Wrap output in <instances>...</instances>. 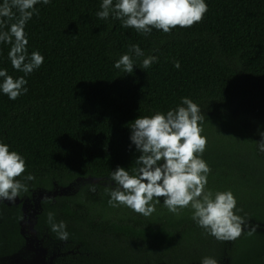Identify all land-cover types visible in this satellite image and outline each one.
Returning <instances> with one entry per match:
<instances>
[{"label": "trees", "instance_id": "obj_1", "mask_svg": "<svg viewBox=\"0 0 264 264\" xmlns=\"http://www.w3.org/2000/svg\"><path fill=\"white\" fill-rule=\"evenodd\" d=\"M205 3L201 22L168 34L139 33L112 15L98 18L102 0L38 3L24 31L28 56L39 52L44 62L28 75L12 67L11 44L0 42V70L24 77L28 89L14 101L0 91V143L26 163L17 179L28 191L19 198L77 178L100 179L41 203L35 227L48 237L44 246L60 248L53 264H200L204 257L217 264H264V152L257 144L264 133V0ZM2 19L0 31L16 22ZM132 45L143 55L130 52ZM124 54L133 60L132 73L114 67ZM149 56L157 59L144 68ZM184 97L203 115L207 146L201 158L211 170L205 191H231L234 211L245 221L234 241L209 235L192 219L190 206L178 216L170 213L162 197L152 202L156 211L149 217L108 203L107 189L115 187L111 172L122 167L134 174L140 155L130 140L131 123L166 114ZM30 174L32 181L25 179ZM49 212L54 223L66 225L67 241L51 231ZM21 219L20 205L0 200V264L28 258Z\"/></svg>", "mask_w": 264, "mask_h": 264}, {"label": "clouds", "instance_id": "obj_2", "mask_svg": "<svg viewBox=\"0 0 264 264\" xmlns=\"http://www.w3.org/2000/svg\"><path fill=\"white\" fill-rule=\"evenodd\" d=\"M47 5L50 0H4L0 5V25L7 18L11 23L8 31H0V42L11 44L9 60L15 70L25 75L38 69L44 62L39 52L27 54L28 40L25 25L38 3ZM13 9L19 13L18 18ZM101 11L96 15L100 19L122 21L125 28H133L142 34H149L152 29L162 30L165 34L173 29L190 28L202 21L208 10L205 0H102ZM130 52L142 56L138 45H132ZM157 58L149 56L142 66L148 68ZM27 61V62H26ZM179 68V63L175 65ZM114 67L125 73H132L134 63L130 55L124 54L115 62ZM0 91L10 100H16L27 93V81L24 77L14 79L6 70H0ZM203 120L200 107L191 99H181V106L169 110L166 114L157 112L152 116L139 117L131 123L130 140L140 153L135 160L134 174L118 167L111 172L110 179L115 187L107 189L109 205H123L144 217L151 216L155 204L164 198L163 206L174 215L189 206L193 210L192 219L209 235L218 241L230 242L238 239L244 232L245 221L235 213L236 199L231 191H205L210 168L201 156L207 146V137L200 122ZM259 150L264 152V133ZM26 171L24 158L8 145L0 143V200L15 202L21 192H27L28 186L20 177ZM28 181L35 179L28 175ZM54 214L48 213L51 231L61 241H67L68 232L64 222L54 223ZM256 228H250L249 234ZM200 264H217L211 257L202 258Z\"/></svg>", "mask_w": 264, "mask_h": 264}, {"label": "water", "instance_id": "obj_3", "mask_svg": "<svg viewBox=\"0 0 264 264\" xmlns=\"http://www.w3.org/2000/svg\"><path fill=\"white\" fill-rule=\"evenodd\" d=\"M100 179L93 177L77 178L75 182L65 186H55L51 190H38L32 193L30 198H17L15 202H9L8 205H20L22 219L19 223L20 234L25 240L24 249L28 258L21 259L17 256L11 258L13 264H53L54 260L60 255L56 252L49 254L48 248L44 246V240L38 238L36 229L37 217L42 210L41 203L44 200H53L57 196H69L75 193L79 185L84 183H98ZM49 254V255H48Z\"/></svg>", "mask_w": 264, "mask_h": 264}, {"label": "rangeland", "instance_id": "obj_4", "mask_svg": "<svg viewBox=\"0 0 264 264\" xmlns=\"http://www.w3.org/2000/svg\"><path fill=\"white\" fill-rule=\"evenodd\" d=\"M159 199H160V198H159ZM2 201H3V200H2ZM154 201H155V200H154ZM163 201H164V200H163ZM3 202H5L7 205H8V203H9L8 201H3ZM10 205H14V204L12 203V204H10ZM37 233H38V232H37ZM37 236H38V238H41V237L39 236V233H38ZM42 237H43V238H42L43 240H44V239H48L47 235H44V236H42ZM61 246H63V245H61ZM59 249H60V248H58L57 250H49V249H48V252H49V254H50L51 252H56L57 254H59ZM49 254H48V255H49Z\"/></svg>", "mask_w": 264, "mask_h": 264}]
</instances>
